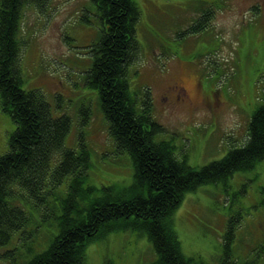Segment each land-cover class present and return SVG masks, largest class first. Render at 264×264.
<instances>
[{
  "label": "rangeland",
  "instance_id": "rangeland-1",
  "mask_svg": "<svg viewBox=\"0 0 264 264\" xmlns=\"http://www.w3.org/2000/svg\"><path fill=\"white\" fill-rule=\"evenodd\" d=\"M135 1L141 12L136 24L139 52L128 69L129 87L137 98L150 89L152 115L164 128L156 138H172L174 153L186 155L192 166L221 158L246 137L252 111L264 104V0H224L210 25L196 32L189 31L190 25L210 8L209 0ZM19 27L23 88L40 90L53 116L69 117L64 144L76 149L80 139L85 143L91 184L129 185L131 159L115 151L97 89L85 83L92 63L90 45L103 29L93 0L25 4ZM173 84L180 88L178 98ZM14 127L0 108V155L8 149ZM262 186L264 163L234 173L225 183L186 192L173 213L183 252L199 256L203 264H220L222 235L230 217L241 232L235 238V255L254 251L264 240ZM20 202L30 215L29 231L22 239L14 232L0 246V264L28 260L47 248L57 233L53 215L41 205ZM13 256L16 259H10ZM259 256L254 264H264V253ZM154 257L145 233L115 231L89 243L85 264H146Z\"/></svg>",
  "mask_w": 264,
  "mask_h": 264
},
{
  "label": "trees",
  "instance_id": "trees-1",
  "mask_svg": "<svg viewBox=\"0 0 264 264\" xmlns=\"http://www.w3.org/2000/svg\"><path fill=\"white\" fill-rule=\"evenodd\" d=\"M44 1L0 0V108L15 123L8 149L0 155V246L14 232H20L22 239L29 231L30 215L22 201L41 205L56 218L58 228L47 248L22 263L16 260L17 264H85L89 243L115 231L146 234L155 256L146 264H203L199 256L183 252L173 213L186 192L200 185L225 183L234 173L264 163V104L252 111L241 142L233 143L219 159L199 167L190 165L186 155L174 153L172 138H156L164 128L152 115L150 89L145 88L137 98L138 93L129 87L128 69L139 52V4L135 0H93L103 29L99 40L90 45L92 63L85 83L97 89L108 135L116 152L129 155L133 176L127 186L91 184L85 143L80 139L76 149L64 144L69 117L53 116L40 90L22 86V7ZM225 1H206L210 8L201 11L189 31L209 26ZM236 222L232 217L227 221L219 263L254 264L264 253V240L238 258L234 245L241 232Z\"/></svg>",
  "mask_w": 264,
  "mask_h": 264
},
{
  "label": "flooded vegetation",
  "instance_id": "flooded-vegetation-1",
  "mask_svg": "<svg viewBox=\"0 0 264 264\" xmlns=\"http://www.w3.org/2000/svg\"><path fill=\"white\" fill-rule=\"evenodd\" d=\"M175 87L177 88V89L175 90V91H176L175 96L178 98V97H180V96H179L180 92L177 91L179 87H178V85L173 84L172 89L174 90ZM179 89H180V88H179ZM164 98H167V96H164Z\"/></svg>",
  "mask_w": 264,
  "mask_h": 264
}]
</instances>
